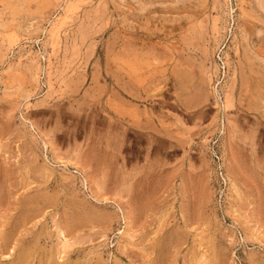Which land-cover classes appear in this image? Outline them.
<instances>
[{
    "label": "rangeland",
    "instance_id": "374dc122",
    "mask_svg": "<svg viewBox=\"0 0 264 264\" xmlns=\"http://www.w3.org/2000/svg\"><path fill=\"white\" fill-rule=\"evenodd\" d=\"M26 1L0 0V264H264L255 15Z\"/></svg>",
    "mask_w": 264,
    "mask_h": 264
},
{
    "label": "bare ground",
    "instance_id": "6f19581e",
    "mask_svg": "<svg viewBox=\"0 0 264 264\" xmlns=\"http://www.w3.org/2000/svg\"><path fill=\"white\" fill-rule=\"evenodd\" d=\"M7 1V0H6ZM20 2H22L21 4H25V3H27V1L26 0H19ZM119 1V0H118ZM189 1H193V0H133V2H134V4H136L137 5V7L139 8V10L141 11V12H146V11H149L150 9H152L153 7H155V6H165V5H168V4H170L171 6L172 5H174V7H175V5H178L179 3V5H181V3L182 2H187V3H189ZM197 1V0H196ZM195 1V2H196ZM16 2H18V1H16ZM19 2V3H20ZM28 2H30V1H28ZM43 2V1H42ZM199 2V1H198ZM239 2H240V4H241V7H240V9H241V14L242 15H251V14H253V15H255V17L257 18V20L261 23V25H262V27H264V0H239ZM2 3H4L3 1H2ZM186 3V4H187ZM10 4V3H9ZM8 4V5H9ZM18 4V3H17ZM20 4V5H21ZM185 4V3H184ZM11 5V4H10ZM14 5V4H13ZM22 5V6H23ZM26 5V4H25ZM28 5H29V7H28ZM28 5H26V7L25 6H23V7H25L26 9H29L30 7H31V5H30V3H28ZM178 5V6H179ZM183 5V4H182ZM189 5V4H188ZM197 5V4H196ZM18 6V5H17ZM22 6H20V7H22ZM133 6H135V5H133ZM22 7V8H23ZM19 8V7H18ZM35 8H36V6H35ZM34 8V9H35ZM239 8V7H238ZM20 9V8H19ZM33 9V10H34ZM169 9V8H168ZM12 10V9H11ZM17 9H14L13 11H15V12H13V13H15L16 14V11ZM38 10V9H37ZM37 10H35V11H37ZM170 10V9H169ZM172 10V9H171ZM176 10V9H175ZM178 10V9H177ZM26 11V10H25ZM137 11V10H136ZM166 11H167V9H166ZM29 12L30 13H28L27 11L24 13V11H23V13L22 14H20L22 17H23V20H24V18L26 19V18H29L30 20H33V15L32 14H34V13H32V12H34V11H30V9H29ZM38 12V11H37ZM24 14V15H23ZM9 15V14H8ZM13 15V14H12ZM19 15V16H20ZM241 15V16H242ZM15 17V16H14ZM22 17H21V20H22ZM34 17H36V15H34ZM40 17V16H39ZM38 17V18H39ZM244 17H246V16H244ZM248 17V16H247ZM35 19V18H34ZM39 19H41V18H39ZM1 20V19H0ZM13 20V19H12ZM28 20V19H27ZM7 21V20H6ZM18 21V20H17ZM2 22V21H1ZM0 22V23H1ZM12 22V21H11ZM28 23L30 22V21H27ZM3 23V22H2ZM20 23V22H19ZM9 24V23H8ZM12 24V23H11ZM22 23H20V25H21ZM4 25V24H3ZM5 25H6V23H5ZM19 25V24H18ZM6 26H8V25H6ZM6 26H2L3 28H5ZM10 26V25H9ZM28 26V25H27ZM1 27V28H2ZM21 27H22V25H21ZM23 29V28H22ZM21 29V30H22ZM20 30V29H19ZM31 30V29H30ZM257 30H259V29H257ZM25 31V30H24ZM39 31V28H35V30L33 31V34H36L37 32ZM26 33H27V31H26ZM240 35H241V37H244V33H243V31L240 29ZM259 36V35H258ZM245 38V37H244ZM244 39H242V41H243ZM247 45V44H246ZM246 45H243L244 46V52H243V58H244V61L246 62L245 63V65L247 66V69L250 71V78H251V80L253 81L252 83H254L253 85L254 86H256V88L257 87H259V86H257L258 85V83H260V74L262 73V70H264V68H263V66H261V65H259V66H257L254 62H253V59L251 58V56H250V53H248L249 51H247V47L248 46H246ZM255 58V57H254ZM256 59V58H255ZM247 70V71H248ZM261 72V73H260ZM134 80V79H133ZM7 93V92H6ZM24 97H25V95H23ZM22 97V96H21ZM255 104V103H254ZM262 104V103H261ZM256 105L254 108H256V110L257 111H260L261 112V114L263 115V117H264V105ZM153 130V129H152ZM46 205V204H45ZM38 210V209H37ZM40 211V210H39ZM33 212H34V210H33ZM37 212V211H36ZM41 212V211H40ZM36 214V213H35ZM34 214V215H35ZM39 214V213H38ZM75 214V213H74ZM77 215V214H76ZM23 216V215H22ZM79 216V215H78ZM75 217V216H74ZM28 218H30V212H27V213H24V219L25 220H27ZM22 222V221H21ZM63 234V233H62ZM9 241V240H8ZM6 245H8V243H6ZM23 253V252H22ZM26 254H22V255H19L18 254V256H17V260H16V262H14L13 264H26V262H28L27 261V258H26V256H25ZM28 255V254H27ZM5 256V255H4ZM35 256V255H34Z\"/></svg>",
    "mask_w": 264,
    "mask_h": 264
}]
</instances>
